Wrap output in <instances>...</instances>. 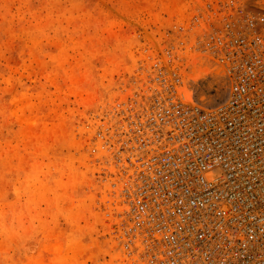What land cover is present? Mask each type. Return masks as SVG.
Masks as SVG:
<instances>
[{
  "label": "rangeland",
  "instance_id": "374dc122",
  "mask_svg": "<svg viewBox=\"0 0 264 264\" xmlns=\"http://www.w3.org/2000/svg\"><path fill=\"white\" fill-rule=\"evenodd\" d=\"M203 1L0 0V264H120L96 134ZM206 77L189 86L210 106L226 84Z\"/></svg>",
  "mask_w": 264,
  "mask_h": 264
},
{
  "label": "built area",
  "instance_id": "2783aa9c",
  "mask_svg": "<svg viewBox=\"0 0 264 264\" xmlns=\"http://www.w3.org/2000/svg\"><path fill=\"white\" fill-rule=\"evenodd\" d=\"M180 23L96 134L127 210L120 264H264V0H204ZM191 56L225 81L210 106L187 99Z\"/></svg>",
  "mask_w": 264,
  "mask_h": 264
},
{
  "label": "bare ground",
  "instance_id": "6f19581e",
  "mask_svg": "<svg viewBox=\"0 0 264 264\" xmlns=\"http://www.w3.org/2000/svg\"><path fill=\"white\" fill-rule=\"evenodd\" d=\"M189 59L190 60L185 67L187 68L188 66H191V68L188 67L187 73L184 74V77L188 84H192L196 86L199 81H203L207 78L206 76L209 74V71L206 69H203L202 67H199L198 65H200V63H198V61L196 62V59H194L193 56L189 57ZM190 95L191 94H189V92L187 91L186 96H187L188 101L190 100ZM113 197H114V194H113ZM126 211L127 210H126L125 204H123L121 208H118L119 214H122V213L125 214Z\"/></svg>",
  "mask_w": 264,
  "mask_h": 264
}]
</instances>
